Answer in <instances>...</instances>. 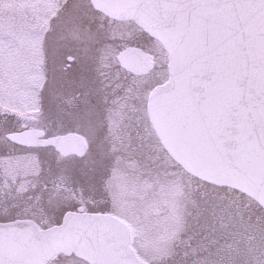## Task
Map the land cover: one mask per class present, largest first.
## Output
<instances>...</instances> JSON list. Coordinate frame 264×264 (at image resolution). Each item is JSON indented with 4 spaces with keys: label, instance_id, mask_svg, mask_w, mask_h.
<instances>
[{
    "label": "snow or ice",
    "instance_id": "1",
    "mask_svg": "<svg viewBox=\"0 0 264 264\" xmlns=\"http://www.w3.org/2000/svg\"><path fill=\"white\" fill-rule=\"evenodd\" d=\"M0 264H264V0H0Z\"/></svg>",
    "mask_w": 264,
    "mask_h": 264
}]
</instances>
